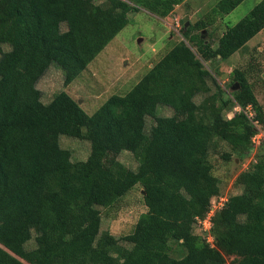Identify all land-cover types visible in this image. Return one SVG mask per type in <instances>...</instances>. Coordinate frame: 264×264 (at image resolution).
I'll return each mask as SVG.
<instances>
[{"label":"trees","instance_id":"obj_1","mask_svg":"<svg viewBox=\"0 0 264 264\" xmlns=\"http://www.w3.org/2000/svg\"><path fill=\"white\" fill-rule=\"evenodd\" d=\"M183 1L0 0V46L11 48L0 57V264H264V139L235 178L241 192L211 217L212 244L193 231L220 195L211 140L229 145L225 161L246 157L258 131L246 106L264 131L246 71H231L239 88L227 92L201 60L215 65L257 34L264 0L214 44L203 30L242 1L217 0L207 19L182 28L190 45L176 42L127 92L111 94L91 114L64 90L41 101L37 83L50 65L67 85L127 24L128 13L143 8L163 18ZM158 105L174 114L158 116ZM236 105L243 110L226 117ZM148 116L154 122L146 131ZM60 135L86 138L87 158L73 162ZM124 149L137 157L136 168L118 161ZM136 185L146 210L132 231L100 233L98 205ZM174 246L184 254L172 256Z\"/></svg>","mask_w":264,"mask_h":264},{"label":"rangeland","instance_id":"obj_2","mask_svg":"<svg viewBox=\"0 0 264 264\" xmlns=\"http://www.w3.org/2000/svg\"><path fill=\"white\" fill-rule=\"evenodd\" d=\"M103 1L96 0V3H103ZM216 1L184 0L175 5L173 10L163 18L143 8L128 13L127 24L71 83L65 85L62 71L54 64L50 65L37 83V88L41 91V101L48 103L56 92L64 90L79 103L86 113H93L111 94L127 92L176 42L184 40L188 44L181 36L182 28H184V16H188V25L199 19H207ZM260 1L242 0L229 13L216 15L214 22L207 25L206 30H203L205 38L215 44L227 26L240 22ZM263 36L264 30L255 34L242 48L229 57L216 61L215 65L201 61L202 67L213 75L217 72V82L227 92L232 91L235 85L231 71L235 68L246 71L247 81L264 112ZM192 49L195 50L194 47ZM10 50L8 45H1L0 57L2 54L9 53ZM202 98L203 96H198L196 101L200 102ZM235 112L236 110L233 108L231 112L224 115L229 118ZM157 114L158 116H171L174 111L170 107L158 105ZM153 122V118L149 116L146 118V131ZM262 133L258 143L264 139L263 130ZM59 143L62 148L70 151L73 162L85 160L90 153V143L86 138L60 135ZM258 145L254 143L249 154L243 159L239 160L233 155L229 161H225L221 155L230 150L229 145L217 138L211 140L208 159L211 162L213 174L219 179V196L227 198L229 195L241 192V187L235 184V178L249 167ZM117 159L131 169L138 165L137 157L130 150H122ZM215 202L218 200L216 199ZM98 208L101 212L100 233H109L117 238L130 233L139 215L146 210L141 186L136 185L117 201L108 206L98 205ZM193 231L195 234L202 235L196 224ZM119 244L130 247V244L124 241H120ZM24 246L26 249L34 247L33 237ZM183 254L184 251L178 246H174L171 251V255L175 257H180ZM229 259L231 257H228Z\"/></svg>","mask_w":264,"mask_h":264},{"label":"built area","instance_id":"obj_3","mask_svg":"<svg viewBox=\"0 0 264 264\" xmlns=\"http://www.w3.org/2000/svg\"><path fill=\"white\" fill-rule=\"evenodd\" d=\"M236 111H242L240 106L236 105L234 107ZM251 106H246L243 110V112L248 116L250 119V122L253 124V126L258 130L257 133L253 136L252 142L259 144V138L263 135L262 132L259 130V124L256 119H254V113L251 110ZM218 202H215L216 200L212 201L211 207L209 211L206 213V215L203 218H197L196 225L197 228L201 230L202 237L205 238V240L212 244L213 242V236L211 234V217L214 213V211L218 208H220L223 203L226 201V198L223 196L218 197Z\"/></svg>","mask_w":264,"mask_h":264},{"label":"water","instance_id":"obj_4","mask_svg":"<svg viewBox=\"0 0 264 264\" xmlns=\"http://www.w3.org/2000/svg\"><path fill=\"white\" fill-rule=\"evenodd\" d=\"M188 16L185 15L184 18H183V21H184V28H187V25H188V20H187ZM238 87V84L235 83V85L233 86V90L237 89Z\"/></svg>","mask_w":264,"mask_h":264},{"label":"crops","instance_id":"obj_5","mask_svg":"<svg viewBox=\"0 0 264 264\" xmlns=\"http://www.w3.org/2000/svg\"><path fill=\"white\" fill-rule=\"evenodd\" d=\"M264 30V28H262L258 33H260L261 31H263ZM257 33V34H258ZM263 38H264V36L262 37V40H263ZM262 78L264 79V73H263V75H262Z\"/></svg>","mask_w":264,"mask_h":264}]
</instances>
